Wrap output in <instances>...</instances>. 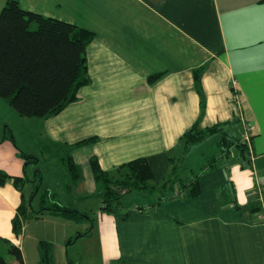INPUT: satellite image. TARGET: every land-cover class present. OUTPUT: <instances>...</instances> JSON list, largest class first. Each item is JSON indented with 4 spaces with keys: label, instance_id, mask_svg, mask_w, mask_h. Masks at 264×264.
<instances>
[{
    "label": "crops",
    "instance_id": "0c3cea01",
    "mask_svg": "<svg viewBox=\"0 0 264 264\" xmlns=\"http://www.w3.org/2000/svg\"><path fill=\"white\" fill-rule=\"evenodd\" d=\"M7 2L0 0V14ZM19 3L26 11L95 33L87 50L91 85L63 113L43 119L40 139L44 144L40 145L71 149L82 168V182L67 196L78 195L79 189L84 198L89 187L95 190L90 167L93 156L112 173L139 158L170 154L179 145L182 155L180 139L203 112L195 89V70L205 68L203 129L228 124L226 131L239 139L244 121L254 126L255 169L241 163L232 148L230 158L202 175L197 197H189L184 190L176 199L157 203L162 195L157 198L161 191H154L138 194L147 197L144 205H125L127 196L119 214L107 215L101 211L97 185L94 213L99 220L103 264H264V183L259 179L261 172L264 177V0ZM159 74L161 78L151 84L149 78ZM236 88L240 111L235 105ZM232 128L237 135L230 133ZM4 135L5 131L0 135V172L24 177L29 167L25 171L21 154L26 153L13 133V141ZM91 137L99 142L74 148ZM216 138L211 139L217 144ZM204 151V159L219 157ZM22 195L12 182L0 187V243L19 246L28 264L13 232ZM81 209L89 213L84 204ZM31 217L42 218L43 214L30 208L27 220ZM25 229L26 222L20 239ZM37 254L41 264V250Z\"/></svg>",
    "mask_w": 264,
    "mask_h": 264
},
{
    "label": "trees",
    "instance_id": "16d2710c",
    "mask_svg": "<svg viewBox=\"0 0 264 264\" xmlns=\"http://www.w3.org/2000/svg\"><path fill=\"white\" fill-rule=\"evenodd\" d=\"M94 40L95 33L87 29L26 11L21 7L19 0H8L0 14V99L6 101L23 118L50 119L60 115L69 106L77 103L81 90L92 83L87 50ZM204 71L205 68H201L193 72L195 89L201 98L203 112L206 107L202 87ZM161 76H152L149 82L153 84ZM203 112L197 123L182 135L180 142L183 144L184 153L178 158H173L170 154L139 158L119 167V177H115L116 175L103 169L99 157H91L92 175L101 189L102 213L119 214L122 201L132 194L161 191L157 198L161 195L162 197L157 203L176 199L184 190L188 191L189 197H197L201 193L202 175L213 171L222 159L230 158L232 148H235L238 156L245 160L248 166L254 168L248 146L226 131L228 124L207 129L201 127ZM6 133L7 130L4 139L13 141V136ZM214 137L219 138L217 145L221 149L220 156L210 158L196 177L190 180L182 178L184 160L190 153L188 150ZM97 142V137H91L78 142L74 148L90 146ZM55 150L63 155L61 161L68 178L66 190L68 193L73 192L83 180L82 168L75 161L71 149L56 146ZM21 157L25 162V171L31 163L38 165L39 160L32 155L21 154ZM28 180L26 172L24 177H11L0 172V187L12 182L14 187L23 193ZM44 195L47 197L49 193ZM44 195L40 201V209L35 214L47 211L76 222L83 219L92 220L89 214L59 203H54L50 208L45 207ZM27 205L30 207L27 208ZM32 206V202L28 203L22 195L18 214L23 220L17 215L13 221V232L17 240H20L23 223L26 222ZM251 208L253 212L258 211L253 205ZM235 209L237 211V206ZM40 250L41 264H54L53 244L42 241ZM10 253L16 258V264H25L19 246L11 245ZM0 264L9 263L0 257Z\"/></svg>",
    "mask_w": 264,
    "mask_h": 264
},
{
    "label": "rangeland",
    "instance_id": "374dc122",
    "mask_svg": "<svg viewBox=\"0 0 264 264\" xmlns=\"http://www.w3.org/2000/svg\"><path fill=\"white\" fill-rule=\"evenodd\" d=\"M235 105L238 109L237 100L235 101ZM44 121L38 118L20 117L6 101L0 99V135L6 130V134L12 135L13 133L16 136L20 148L26 154L32 155L39 160L38 165L34 166L33 163L29 165L27 172L29 180L25 184L23 191L25 199L28 203L32 202V210L36 213L40 209V201L43 195L48 192L49 195L47 197L44 195V200H46L45 207L50 208L54 203H59L84 213L81 209V205L84 204V208H89L88 214H90L92 220L83 219L80 222H76L71 219H66L61 215H54L44 211L42 218L35 219L31 217L26 221L25 235L17 243H20L22 250H25L28 264L39 263L37 253L39 250L40 254L39 245L42 241L53 244L54 264H103L99 245V220L97 219L96 213H94V206L97 204L95 200L98 197V186L93 185L95 190L93 188L91 189V187L87 189L86 193L88 197L80 198L79 189L78 195L73 194V196H67L66 185L68 178L66 177L67 171L61 161L62 153H57L56 150L58 149L55 150L54 146L51 148L40 145L44 144V140L40 139L44 131ZM243 130L241 128L239 130L240 136H237L241 142ZM230 133L232 135L238 134L236 128L230 129ZM232 137L236 139V136ZM28 146H30L29 151L27 150ZM216 146L215 140L209 139L206 144L192 148V152L184 160L185 166L181 175L182 178L187 179L191 175L197 174L209 160L208 157L204 159L203 155L205 151L202 153L203 149L209 151L210 156H220V150ZM180 150L181 147L179 145V147L170 153V156L178 158ZM233 154V158L235 159L237 155L236 153ZM239 158L241 163L246 162L240 156ZM226 162L229 164L230 161L223 163ZM253 167L255 169V166ZM111 174L119 177L117 171H113ZM262 177L263 172L260 173L259 179L264 183V177ZM91 180L94 183V179L92 178ZM87 182V180H84V183ZM33 194L34 197L31 199ZM146 200L147 197L143 195L132 194V196L124 200V204L134 205L137 203L144 205ZM29 207L27 205V208ZM38 215H41V213H38ZM92 221L96 230L94 234L90 235L92 228H94ZM72 238L73 241L71 243ZM10 248L11 246L5 242L0 243V257L4 258L8 263L16 260L11 255Z\"/></svg>",
    "mask_w": 264,
    "mask_h": 264
},
{
    "label": "built area",
    "instance_id": "2783aa9c",
    "mask_svg": "<svg viewBox=\"0 0 264 264\" xmlns=\"http://www.w3.org/2000/svg\"><path fill=\"white\" fill-rule=\"evenodd\" d=\"M236 83L234 82V87H236ZM235 100H237V105H238V111L241 110V105H240V100H239V91L237 90V88L235 89ZM254 126L251 125L250 123L248 122H245L244 121V124H243V135H242V143L244 145H247L248 146V149L250 151V159H251V162L253 164V166H255V157H254V154H253V142H252V139H253V132H254Z\"/></svg>",
    "mask_w": 264,
    "mask_h": 264
}]
</instances>
